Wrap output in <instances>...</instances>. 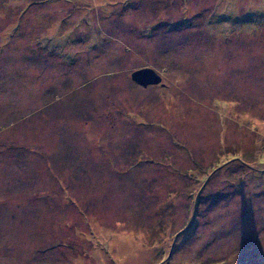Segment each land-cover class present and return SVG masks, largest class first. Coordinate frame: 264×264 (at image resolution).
Segmentation results:
<instances>
[{
    "label": "rangeland",
    "instance_id": "1",
    "mask_svg": "<svg viewBox=\"0 0 264 264\" xmlns=\"http://www.w3.org/2000/svg\"><path fill=\"white\" fill-rule=\"evenodd\" d=\"M1 126L0 264H264V0H0Z\"/></svg>",
    "mask_w": 264,
    "mask_h": 264
},
{
    "label": "crops",
    "instance_id": "2",
    "mask_svg": "<svg viewBox=\"0 0 264 264\" xmlns=\"http://www.w3.org/2000/svg\"><path fill=\"white\" fill-rule=\"evenodd\" d=\"M78 77H82L80 74L77 76ZM71 79H76V77H73ZM78 85V83H77ZM76 88V87H75ZM32 95V93H31ZM57 94H54L52 98H50V100L48 102H52L49 107L50 109L46 112V116H50V112L52 111H55V112H61V109L62 107H68V105L71 103L70 101L64 103L62 106L60 105H54V97L57 98V96H55ZM42 96H43V93H40L38 94V100H41L42 99ZM30 96H28L27 100H25V105L26 107H32L33 104L30 102V101H35V96L33 98H31L30 100ZM77 100V102H80L81 100L79 99H75ZM79 108H81V105L79 104L78 106ZM35 108H37V111L39 110H44L43 106L42 105H38L36 106ZM92 108V107H91ZM29 109L27 108L26 109V113L25 115L23 114H18L17 116H19V118H26V127L29 128L32 132V137L33 139H38L39 138V135H38V132H41V133H45V131H48L49 133L50 132H54V133H50V137H47V135H45L43 137V140L41 142H43V145H47V147L50 149H53L55 150V148L57 149V152L55 154V157L58 156V161H57V165H59L60 167L62 168H67L69 166H71L70 170L69 171H73V174L76 173L77 169L81 170V165L82 163L84 162L85 160V157L89 154H86V153H89L88 150L92 151V140H93V136L92 134H94V132H92L93 130H96V132H98V129L96 128H91L89 127V125H92L93 123H91L92 121H94L95 119L94 118H89V122L87 121H84L82 123V119H79V118H73V115L72 117H70V125L73 126V128H76L75 131L74 129L73 130V133L74 132H80V134L78 135V138L76 140V142L73 140V138L69 137V134H67L69 131L66 132V135L65 136H58L59 133H62L64 130H60L58 127H56V130L55 128L54 129H51L53 127V123L51 122H46L45 124H40L38 121L39 119V115L38 114H35L33 112H30L28 111ZM89 115V113H87ZM79 115V113H78ZM25 116V117H23ZM83 118V116H80ZM31 118H32V121H31ZM34 118V120H33ZM37 118V119H35ZM92 119V120H91ZM23 120V119H21ZM35 122V124H34ZM95 122V121H94ZM14 123V122H13ZM13 123H10L11 125ZM82 124V125H80ZM36 125V129H34V126ZM2 127V126H1ZM4 127V126H3ZM3 127L0 129V130H3ZM38 131V132H37ZM39 133V134H41ZM92 133V134H91ZM35 134V135H34ZM35 137V138H34ZM91 141V142H90ZM87 142V143H86ZM20 143L16 142L14 143V145L12 146L11 144L9 145V148H15L19 145ZM71 149V151H68L67 149ZM83 148H87V152L86 151H83L85 149ZM81 154H86V155H82ZM15 155V154H14ZM17 156L15 155V158ZM83 160V161H82ZM82 161V162H81ZM52 172V171H51ZM50 173V172H49ZM47 193V191H46Z\"/></svg>",
    "mask_w": 264,
    "mask_h": 264
},
{
    "label": "water",
    "instance_id": "3",
    "mask_svg": "<svg viewBox=\"0 0 264 264\" xmlns=\"http://www.w3.org/2000/svg\"><path fill=\"white\" fill-rule=\"evenodd\" d=\"M130 78L141 86L157 84L160 81L159 74L150 67H142L133 70L130 73Z\"/></svg>",
    "mask_w": 264,
    "mask_h": 264
}]
</instances>
